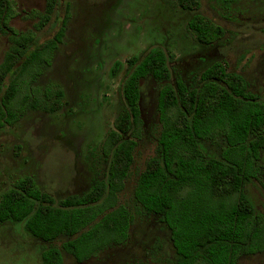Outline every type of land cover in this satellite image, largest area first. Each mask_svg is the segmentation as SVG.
Masks as SVG:
<instances>
[{"label":"trees","instance_id":"16d2710c","mask_svg":"<svg viewBox=\"0 0 264 264\" xmlns=\"http://www.w3.org/2000/svg\"><path fill=\"white\" fill-rule=\"evenodd\" d=\"M168 1L192 13L187 28L199 45L225 38L226 30L200 12V0ZM58 4L47 0L39 29L50 22ZM15 16L13 3L0 0V31L12 42L0 64V132L30 111L54 114L65 106L62 88L34 84L52 65L68 17L57 35L41 44L35 34L12 29ZM175 59L155 46L143 57L126 60L125 111L103 148L108 170L88 191L56 201L26 177L0 196V226H20L51 245L43 249L41 264H64L63 251L83 264L128 241L135 217L118 199L133 176L143 139L141 95L149 79L161 85L160 130L156 155L138 173L134 187L138 213L155 216L168 232L173 264H239L264 252V216L246 190L256 181L264 191V100L224 61L207 68L197 84L174 80ZM122 66L117 61L111 76L117 77ZM58 241L61 247L53 245Z\"/></svg>","mask_w":264,"mask_h":264},{"label":"rangeland","instance_id":"374dc122","mask_svg":"<svg viewBox=\"0 0 264 264\" xmlns=\"http://www.w3.org/2000/svg\"><path fill=\"white\" fill-rule=\"evenodd\" d=\"M16 16L10 23L20 33H33L43 44L53 39L63 22L66 35L53 63L34 84L58 86L65 106L57 113L30 111L15 126L0 132V196L26 177L56 201L88 191L108 170L103 155L109 133L125 111L122 81L126 60L143 57L155 46L175 56L173 78L197 84L202 73L226 62L243 76L250 92L264 100V0H200V12L226 30L223 40L199 45L187 24L192 13L168 0H59L50 22L39 29L47 0H9ZM12 47L0 31V64ZM123 64L117 77L111 69ZM161 85L149 79L142 89L143 139L136 151L134 173L118 204L134 213L129 239L111 246L83 264H173L175 253L168 232L155 216L138 213L134 187L138 173L156 155L160 130L157 112ZM261 164L264 165V154ZM247 194L264 216V191L254 181ZM62 242L55 246L61 247ZM45 244L13 224L0 226V264H41ZM64 264H78L63 251ZM239 264H264V252Z\"/></svg>","mask_w":264,"mask_h":264}]
</instances>
